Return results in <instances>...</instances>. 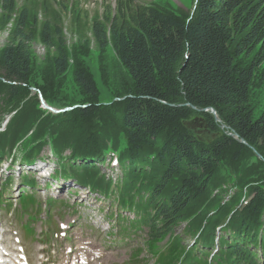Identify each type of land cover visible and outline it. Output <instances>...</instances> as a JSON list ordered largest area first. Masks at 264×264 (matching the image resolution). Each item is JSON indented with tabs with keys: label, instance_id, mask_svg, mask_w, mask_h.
I'll return each mask as SVG.
<instances>
[{
	"label": "trees",
	"instance_id": "obj_1",
	"mask_svg": "<svg viewBox=\"0 0 264 264\" xmlns=\"http://www.w3.org/2000/svg\"><path fill=\"white\" fill-rule=\"evenodd\" d=\"M38 30L46 60L55 73H66L71 58L62 18L49 14L46 7L40 14L25 3L18 7L17 0H0V34L7 33L0 67L8 81L27 83ZM75 36L84 49L94 46L101 52L112 47L135 83L133 92L117 104L118 119L129 144L158 149L164 166L150 200L154 206L148 203L156 211L154 238L173 233L187 219L191 198L212 189L228 156L240 161L250 146L262 156L263 167L264 115L255 120L250 113L253 72L239 67L237 60L241 56L264 58V0H197L187 21L154 7L130 4L94 17L90 32L77 29ZM73 77L86 96L98 97L82 64L74 68ZM95 107L88 105L79 111L92 117ZM206 109L216 110L221 122ZM192 122H200L213 140L206 143L197 136L189 129ZM229 131L241 142L228 136ZM121 159L135 169L142 168L131 153ZM247 172L244 168V178ZM255 204L261 205L253 209ZM250 207L246 215L243 209L238 225L247 241H256L257 236L250 235L264 232V222L258 221L264 193L258 192ZM255 211L257 217L251 214ZM150 218L153 223L152 214ZM207 234L212 237L214 231Z\"/></svg>",
	"mask_w": 264,
	"mask_h": 264
},
{
	"label": "rangeland",
	"instance_id": "obj_2",
	"mask_svg": "<svg viewBox=\"0 0 264 264\" xmlns=\"http://www.w3.org/2000/svg\"><path fill=\"white\" fill-rule=\"evenodd\" d=\"M22 2L42 14L44 8L47 7L49 14L62 18L71 61L70 68L66 73L62 75L55 73L51 61L46 60V51L40 44L41 34L38 30L32 68L27 75L26 85L19 86L21 91L14 92L13 88L8 87V82L2 79L3 72L0 67V107L6 111L2 117L3 120L0 121V129L8 119V113L19 109L12 122V130H16L9 131L10 127L0 134V164L12 156L15 157L13 159L18 160L23 157L31 164H43L45 160H52L51 157H59L64 160L65 156H70V159H65L63 164L76 159L74 163L82 168L81 172L84 173H86V169L83 166L88 164L94 168L87 174L91 175L92 180L101 181L116 172L123 174V171L120 170L121 166H117L115 162L131 153L132 157L136 158L135 162L143 163L144 166L138 170V175L126 172V178L128 180L135 179V183L140 185V190L154 188L158 185L159 176L164 171V166L159 161V150L131 146L125 129L118 119L121 111L117 104L125 100L135 89V83L129 71L121 63L112 47L101 52L94 46L84 49L77 44L75 32L77 29H81L82 32H90L94 17L103 16L109 11L115 13L118 8H122V6L126 8L130 4L153 6L177 16L182 21H187L194 13L196 0H18V5ZM6 38V33L0 34V50L5 46ZM237 61L239 67L253 72L249 109L252 117L257 120L264 115V58L241 56ZM78 64L85 67L95 83L98 90L96 99L86 96L75 83L73 71ZM15 84L17 83L13 85ZM46 93L48 95L47 99L45 98L46 104L43 103L44 106L51 108L48 105H52L60 111L67 108L73 110L61 114H53L45 110L38 98ZM49 98L52 100V104L48 103ZM88 105L96 106V112L92 114V117H86L79 111L80 107ZM3 110H0V115L3 114ZM32 112L34 113L31 114ZM36 113L42 114L39 116ZM30 115L31 118L27 121ZM21 123L23 124L19 125ZM83 128L85 129L83 130ZM189 129L206 143L211 142L214 138L211 133L201 127L200 122H192ZM29 135V139L18 141L21 137L27 138ZM5 145L10 148H5ZM253 150L255 149L249 146L240 161H235L232 156H228L229 162L222 163L218 170L217 181L213 184L212 189L201 197L191 198V204L187 209V220L176 229V238L194 236L206 230H213L230 212L233 213L230 219L233 220V223L223 224L224 222H222L218 227L226 226L227 233H239L238 223L243 220L241 213L245 210L246 215L248 209L251 208L250 203H255L258 192L264 193V164L263 167L260 165L262 160L257 156L258 152ZM55 152L61 155H57ZM32 158H42V160L33 162ZM50 167L53 170L54 168L58 169L59 166L51 161ZM240 168H242L241 171H239ZM244 168H247L248 171L246 178L243 174ZM18 169L20 167L17 164L14 171H9L17 178L14 181V189L9 193L12 201L17 200L20 191L17 185L22 182ZM119 173L115 175V178L116 176L120 178ZM253 178L255 180L251 181L250 179ZM41 183L44 184L43 181ZM62 183H66V186H77L74 180L62 181ZM58 186L61 187V185ZM77 188L80 187L73 188L72 194ZM58 192L65 200L77 201L83 207H87L88 204L95 201L94 196L81 201L74 195H66L63 193V189ZM39 194L42 199L48 196L44 192ZM111 203L115 206L114 199H112L106 202L105 209L109 210ZM38 205L34 199L32 206ZM260 205L255 204L253 209ZM259 213L261 219L258 221L264 222V208H261ZM251 214L257 217L258 212L255 211ZM258 234L259 238L264 239L262 230H259ZM191 240L188 238V242ZM137 244L144 249L142 260H149L148 264H152L148 256L150 253L147 252L149 251L148 246L143 240L142 244L139 240Z\"/></svg>",
	"mask_w": 264,
	"mask_h": 264
},
{
	"label": "bare ground",
	"instance_id": "obj_3",
	"mask_svg": "<svg viewBox=\"0 0 264 264\" xmlns=\"http://www.w3.org/2000/svg\"><path fill=\"white\" fill-rule=\"evenodd\" d=\"M42 103H44V102H42ZM45 107H47V106H45ZM48 108H50V107H48ZM207 111V110H206ZM216 119H218L219 120V118H217L216 117ZM85 128H83V130H84ZM3 132H5V130H0V134L1 133H3ZM21 139H27V138H23V137H21ZM12 145H14V144H12ZM5 148H10V146H7V145H5ZM55 154H57V155H61L60 153H58V152H55ZM11 158H15L14 156H12ZM15 159H13V160H11L10 162H12V161H14ZM76 160V159H75ZM24 161V163H28V162H26V160H23ZM55 165L57 164V160L56 159H53V160H51ZM51 161H46L44 164L46 165H41V164H31V163H28V164H30V165H33L34 167H36L45 177H47V176H49L53 171H55L54 169L53 170H51V167H50V163H51ZM10 162H4V165H5V167H7L9 164H10ZM77 162H79L78 160H77ZM20 163H23V162H20ZM41 175V174H40ZM264 235V234H263ZM256 236H259V234L257 233L256 234Z\"/></svg>",
	"mask_w": 264,
	"mask_h": 264
},
{
	"label": "water",
	"instance_id": "obj_4",
	"mask_svg": "<svg viewBox=\"0 0 264 264\" xmlns=\"http://www.w3.org/2000/svg\"><path fill=\"white\" fill-rule=\"evenodd\" d=\"M212 113H213L214 115L216 114L214 110L212 111ZM232 137L235 138V139H237V140H239L238 135L235 134V133L232 134ZM239 141H240V140H239ZM240 142H241V141H240ZM242 143H245V142H242Z\"/></svg>",
	"mask_w": 264,
	"mask_h": 264
}]
</instances>
